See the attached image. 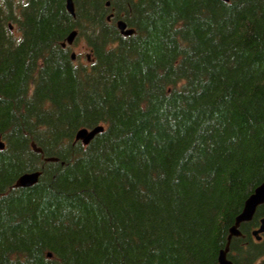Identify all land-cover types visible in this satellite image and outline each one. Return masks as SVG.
<instances>
[{
    "label": "trees",
    "instance_id": "trees-1",
    "mask_svg": "<svg viewBox=\"0 0 264 264\" xmlns=\"http://www.w3.org/2000/svg\"><path fill=\"white\" fill-rule=\"evenodd\" d=\"M67 1L0 0V264H218L264 183V0Z\"/></svg>",
    "mask_w": 264,
    "mask_h": 264
},
{
    "label": "water",
    "instance_id": "water-1",
    "mask_svg": "<svg viewBox=\"0 0 264 264\" xmlns=\"http://www.w3.org/2000/svg\"><path fill=\"white\" fill-rule=\"evenodd\" d=\"M66 10L70 16L74 17V5L71 0L66 2ZM110 18L107 19L109 21ZM117 30L120 35L123 37H130L134 34L133 30H127V27L124 23H117ZM77 37L76 32H72L66 39L65 43L62 45L63 48L66 46L71 47ZM72 60H75V56L72 55ZM103 132V128L101 126L95 128L94 130L82 129L77 132L75 136V141L80 142L83 146L89 145V143L100 133ZM36 153H40L39 150H36L34 146H32ZM4 149V145L0 141V150ZM56 162V160H45V163ZM40 173L33 174H25L21 176L15 187L17 189H28L33 187L40 177ZM264 205V183L261 184L254 193L246 200L243 211L238 218L235 220L234 226L229 231V236L227 240L226 248L220 252L218 257V264H232L230 260L227 259V252L229 250V244L231 243L233 238L241 237L239 232V227L242 224L250 223L255 215L256 210ZM264 233V218L260 221V227L257 231L253 233L254 237H259ZM260 239L258 238V241Z\"/></svg>",
    "mask_w": 264,
    "mask_h": 264
},
{
    "label": "rangeland",
    "instance_id": "rangeland-1",
    "mask_svg": "<svg viewBox=\"0 0 264 264\" xmlns=\"http://www.w3.org/2000/svg\"><path fill=\"white\" fill-rule=\"evenodd\" d=\"M13 35L16 38L18 37V33L16 29L13 30ZM70 51H71V54H73L76 57V64H81L84 66L88 65L87 57L90 53L83 40H79L73 43V45L70 47ZM89 61H90V58H89Z\"/></svg>",
    "mask_w": 264,
    "mask_h": 264
},
{
    "label": "flooded vegetation",
    "instance_id": "flooded-vegetation-1",
    "mask_svg": "<svg viewBox=\"0 0 264 264\" xmlns=\"http://www.w3.org/2000/svg\"><path fill=\"white\" fill-rule=\"evenodd\" d=\"M259 227H260V224H259V226H258L257 228L253 229V230H252V233H251L252 240H253L254 242H256V243H262V242H264V233H263L262 235H260L259 237H254V236H253V233H254L255 231H257V230L259 229ZM258 238L260 239L259 241H258Z\"/></svg>",
    "mask_w": 264,
    "mask_h": 264
}]
</instances>
